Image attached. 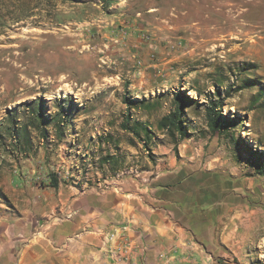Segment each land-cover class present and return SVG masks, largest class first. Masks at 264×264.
I'll list each match as a JSON object with an SVG mask.
<instances>
[{
	"label": "rangeland",
	"instance_id": "rangeland-1",
	"mask_svg": "<svg viewBox=\"0 0 264 264\" xmlns=\"http://www.w3.org/2000/svg\"><path fill=\"white\" fill-rule=\"evenodd\" d=\"M0 51V132L8 111L26 121L24 102L42 99L48 113L64 100L74 104L61 140L50 126L46 140L32 132L27 153L8 136L1 141V210L16 183L76 187L86 203L103 191L139 199L153 176L176 169L169 194L175 218L205 237L197 240L209 262L264 264V176L242 151L264 152V107L249 104L259 85H244L247 78L264 83V0H0ZM227 86L233 90L222 113L245 118L236 127L238 147L209 134L204 117L206 95ZM179 91L191 99L190 136L174 144L157 122ZM125 119L146 126L147 146L121 128ZM73 217L67 206L27 236L19 229L11 243L67 248L52 249L49 261L30 253L36 264H92L97 247L89 240L57 239L58 225L72 228ZM14 255L27 261L20 249Z\"/></svg>",
	"mask_w": 264,
	"mask_h": 264
},
{
	"label": "crops",
	"instance_id": "crops-1",
	"mask_svg": "<svg viewBox=\"0 0 264 264\" xmlns=\"http://www.w3.org/2000/svg\"><path fill=\"white\" fill-rule=\"evenodd\" d=\"M177 172L176 169L158 172L151 178L155 181L152 186H142L140 192L144 194L139 199H130V194L126 195V199H121L111 191H103L97 194L94 201L88 200L87 203L84 198L86 192L76 187L62 186L59 183L56 188L44 186L29 190L28 186L14 184L10 187L9 200L4 201L6 209H0V264H21L17 263L14 255L19 249L21 259H27L24 264L38 262L30 260V253H45L46 256L41 258L49 261L51 251L56 249L54 246H18L16 241L11 243L14 239L11 235L17 237L21 229V233H26L23 236H27L33 230L35 222L52 216L57 211L66 212L67 206L72 208L75 222L68 230L59 224L57 239L64 240L66 234H79L81 240H89L97 247L92 264H108L102 251L104 234L116 228L120 230L118 243L133 241L142 248L141 256H136L134 264H212L205 256L204 247L197 240L198 237L205 239L201 232L200 236H193L187 230L186 220L179 222L175 218L176 203L169 194L174 188L171 185L172 178ZM2 198L0 194V199ZM207 223L212 228L216 220L210 219ZM90 248L92 247L87 245L80 252H87ZM66 249L59 246L56 250L67 252ZM61 261L65 263L64 258Z\"/></svg>",
	"mask_w": 264,
	"mask_h": 264
},
{
	"label": "trees",
	"instance_id": "trees-1",
	"mask_svg": "<svg viewBox=\"0 0 264 264\" xmlns=\"http://www.w3.org/2000/svg\"><path fill=\"white\" fill-rule=\"evenodd\" d=\"M247 79L244 85H259V90L256 94L251 96L249 104L253 108L264 107V83L256 78ZM232 90V86H227L223 92L216 89L213 93H208L205 99L204 117L209 134L226 137L238 147L240 143L235 136L236 127L243 124L245 118H240L239 116L230 118L224 116L222 113L226 105L225 101L230 97ZM190 100L191 99L185 92L179 91L173 97L172 109L167 114L163 115L157 122V128L165 132L174 144L190 136L185 114V109ZM125 102L130 103L128 99H126ZM23 105L26 106L28 118L25 122L19 123V121L15 119L14 110L8 111L7 123L3 125V132H0V143L8 136L15 140L18 151L23 150L27 153L28 149L33 148V131L38 133L37 137L40 138L41 136L43 140H46L49 136L48 127L51 126L54 132L53 135L56 139L61 140L64 137L68 115L74 106L72 100H64L63 104H60L54 113H48L45 110V102L42 99L24 102ZM126 119H130V117L126 115ZM126 119L121 123V128L124 131L132 133L143 145L147 146L150 140V132L147 130L146 126L137 121H133L132 124H129V121ZM141 133H143V135ZM262 141L264 142V140ZM243 148L245 150L243 149L242 151L248 153L246 161L252 167L253 172L257 175L264 176V152H258V150H254L250 146H243ZM102 160L106 163L109 162L108 156H105ZM51 183L54 187L57 185L56 180H53Z\"/></svg>",
	"mask_w": 264,
	"mask_h": 264
},
{
	"label": "built area",
	"instance_id": "built-area-1",
	"mask_svg": "<svg viewBox=\"0 0 264 264\" xmlns=\"http://www.w3.org/2000/svg\"><path fill=\"white\" fill-rule=\"evenodd\" d=\"M119 235L118 228L104 234L102 251L108 264H134L136 256H141L142 248L133 241L118 243Z\"/></svg>",
	"mask_w": 264,
	"mask_h": 264
},
{
	"label": "bare ground",
	"instance_id": "bare-ground-1",
	"mask_svg": "<svg viewBox=\"0 0 264 264\" xmlns=\"http://www.w3.org/2000/svg\"><path fill=\"white\" fill-rule=\"evenodd\" d=\"M25 40V39H24ZM23 41H20V45H14V47L16 48V49H20L21 48V43H22ZM1 52V51H0ZM13 56V55H12ZM15 56H21V55H18V54H15ZM19 60V57H15L14 58V62L16 61H18ZM7 61V60H6ZM10 62H11V60H10ZM18 67V66H17ZM19 69V68H18Z\"/></svg>",
	"mask_w": 264,
	"mask_h": 264
}]
</instances>
